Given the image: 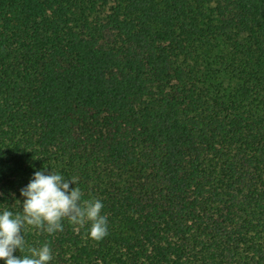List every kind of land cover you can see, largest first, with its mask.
Wrapping results in <instances>:
<instances>
[{"label":"trees","instance_id":"trees-1","mask_svg":"<svg viewBox=\"0 0 264 264\" xmlns=\"http://www.w3.org/2000/svg\"><path fill=\"white\" fill-rule=\"evenodd\" d=\"M45 167L49 264H264V0H0V210Z\"/></svg>","mask_w":264,"mask_h":264},{"label":"clouds","instance_id":"clouds-1","mask_svg":"<svg viewBox=\"0 0 264 264\" xmlns=\"http://www.w3.org/2000/svg\"><path fill=\"white\" fill-rule=\"evenodd\" d=\"M77 183L75 177L66 178L53 170L49 172L46 167L34 171L28 184L20 189V198L15 200L20 202V210H0V261L3 264H49L53 260L47 243L38 248L26 247L25 232L29 226L51 235L62 232V221L67 219L80 227L90 222L89 236L94 240L107 235L108 218L102 214V201H83ZM4 195L0 192V197ZM11 195L15 198V193Z\"/></svg>","mask_w":264,"mask_h":264}]
</instances>
